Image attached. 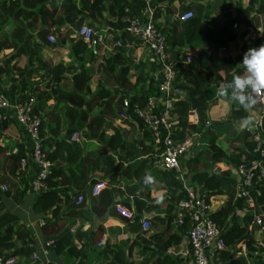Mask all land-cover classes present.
<instances>
[{
  "label": "trees",
  "instance_id": "1",
  "mask_svg": "<svg viewBox=\"0 0 264 264\" xmlns=\"http://www.w3.org/2000/svg\"><path fill=\"white\" fill-rule=\"evenodd\" d=\"M225 1L223 0L224 5ZM143 7L142 0H0V51L10 50L0 61V77L6 81L7 91L11 96H15V101H23L27 95H31L35 98L33 111L41 113V110L45 116L40 123L39 136L42 150L51 163V170L45 180V189L40 190L31 209L36 214L49 213L41 228L45 233L44 236L53 235L47 246L55 254L63 253L75 259L81 252L75 246L68 245L71 241L69 231L71 223L58 233L54 230L59 221L60 205L68 211L63 209L62 213H78L76 209L80 203H75L77 193L73 191L72 193L65 187L66 184L77 182V188L80 189V185L83 186L86 183L91 173L97 172L107 176L103 187L94 194L95 201L92 208L93 213L98 214L97 205L103 208L110 206V190L113 191L116 188L111 185L121 175H126L129 179H137L136 183L130 186L127 184L126 188H137L149 183H145L147 175L142 172L143 161L134 160L132 162L134 166L130 164L123 166L111 155L104 153L108 150L120 152L126 158L133 156V148L124 138V129L113 122L122 110L123 96H129V103L123 111L126 117L123 118L122 124L136 125V130L140 133L136 139L140 145L138 151L141 154L150 153L154 145L152 135L133 113L132 105L136 101L139 104L144 102L145 96L140 93H143L144 88H150L155 80L140 76L136 77L133 83L128 80L129 64L125 55V45L131 44V48H135L140 41L124 30L126 22L122 20L126 15L129 17L140 15ZM182 8L191 10L190 5H183ZM201 8V3L197 4L192 17L184 21L174 20L164 28L155 24L154 9L152 11L154 26L164 36L167 61L172 64L176 72V85L183 92V96L175 102L171 112L176 119L174 136L182 139L194 130L199 140V143L194 145V150H199L197 154L190 155L187 159H179L181 168L186 171L184 182L174 171L157 169L163 185L176 192L174 195H169L165 210L168 214L171 213L169 220H173L177 230L184 235L189 228L188 217L184 216L181 223H177L173 212L175 203L184 195L183 183L198 188L200 192L205 193L206 197L223 195L225 198L223 203L211 212V217L219 228L225 245V249L219 251L217 262L243 264L247 258L252 264H264V252L254 237L257 228L251 224V210H256L258 204L264 211V182H258L255 185L259 195L253 192V188H249L253 200L252 207H247L242 197H235V185L238 182L235 168L247 158L246 149L251 147V142L246 138L243 130H238L232 139L226 137L228 146L224 150L219 138L225 134L226 126L219 123L213 126L207 125L209 100L214 96L213 88L218 89L222 83L231 82L234 74H243L244 68L240 65L243 54L249 48H258L262 45L245 39V28L250 24L255 13L263 14L264 19V0H248L246 4L236 0V13L232 14L225 9L220 11V20L210 27H204L201 24ZM211 9L214 11L215 7L211 5ZM83 22L94 26L95 32H101L102 29L96 26L108 27L109 41L113 42L111 48L103 52L99 63L102 73L112 84L96 87L93 90L88 83L92 73L88 65L73 72L70 78L71 87L67 88L62 80L66 79V73L70 71L69 62L66 64L57 61L49 64L40 56L45 47L56 45L54 40L52 43L47 40L48 36L55 35L62 42H69L68 54L71 61L84 64L92 60L93 47L75 35V31ZM233 23H236V27H232ZM70 26H72L71 29H69ZM65 27V32H59ZM238 30L243 42L237 47V53L233 56L224 52L218 54L226 40L234 36V32ZM203 33L205 34L203 46L192 47ZM116 40L119 41V45L114 44ZM99 46L100 44L95 45L94 49H98ZM186 53L191 55L188 62L183 60ZM20 60H22V67H19L18 63V66L15 64ZM157 67L158 65H153V69ZM24 70L28 73L27 75L23 74ZM31 77H37L34 85L29 84ZM44 78L49 83L46 90L37 86L40 83L39 80ZM118 90H122V94ZM51 99L56 105L48 112L44 110L42 103ZM190 111L195 114L194 123L187 121ZM246 114L238 103L229 111V117L234 122H240ZM7 123V119L0 121V130L5 129ZM108 130L111 131L109 134L106 133ZM74 132L80 134L78 141L70 139ZM82 137L84 140L80 145L78 142ZM233 141L236 142L234 146ZM4 149L0 147V152ZM26 151L27 153L30 151V146ZM22 156H25L22 146H18L14 153H9L6 157L8 169L17 167V162ZM206 158H209L210 164ZM61 162L68 163L72 168L67 175L57 166ZM27 163L30 162L27 161ZM214 163H224L227 167L210 171ZM0 180L6 182V190L0 192V198L2 196L16 200L23 194V191H18L13 184H9L8 180L5 181L3 176H0ZM98 182L95 178L89 180V184ZM127 220H130L129 224L133 228L138 226L137 216L132 214ZM155 221L157 219L153 220ZM249 224H251L250 229H248ZM47 228L50 230L49 233L44 232ZM27 236L26 226L19 222L16 215L9 211L0 214V259L24 257L34 261L31 258L32 245L19 243ZM180 240L181 235L173 232L160 242H155L152 249L161 252V256L155 258V264H181L178 258L167 254L170 246L178 244ZM134 241L140 245L146 242V239L136 233ZM239 241L245 242L246 257L236 254V245ZM2 251L7 252L2 254ZM107 252H111L112 259L103 264L125 263L126 257L122 251L109 250L108 247L100 251L101 254ZM13 264H19V262Z\"/></svg>",
  "mask_w": 264,
  "mask_h": 264
},
{
  "label": "crops",
  "instance_id": "2",
  "mask_svg": "<svg viewBox=\"0 0 264 264\" xmlns=\"http://www.w3.org/2000/svg\"><path fill=\"white\" fill-rule=\"evenodd\" d=\"M235 1L236 0H226L224 5L223 0H153L151 7L152 11L154 9L155 24H157L160 28H164L169 26L172 21L178 20V16L182 12L186 11L183 10V5H190L191 11L195 14L196 5L201 3V24L204 27H210L220 20V11L225 9L232 14L236 13ZM247 2L248 0H240V3L242 4H246ZM211 5L215 7V12L212 11ZM250 23H259L264 28L263 14L255 13ZM98 27L99 29L105 28L103 25H99ZM60 30L61 33H63L66 28H61ZM204 37L205 34L203 33L202 37L197 42L192 44V47L203 46L205 41ZM107 40H109V36ZM106 41L103 44H100L98 49H94V47L92 48L94 58L85 62L84 64H78L74 61H71V58L68 54L69 42L45 47V49L41 51L40 56L49 64H53L57 61H62L66 64L69 62L70 71L66 73V79L62 80L63 84L67 86V88L71 87L70 78L73 72L78 71L84 65H88L92 72L88 83L90 89L93 90L96 87H105L112 84V82L109 81L102 73V68L99 66V63L101 62V55L105 50H109L111 48V42L107 43ZM242 42L243 38L240 35V30L235 31L234 36L226 40L224 47L219 49L218 54L224 52L230 54V56H233L237 53V47ZM62 47L66 48V54L63 55L62 58L59 57L54 62H49L48 60L49 58L51 59V54H56L54 49L56 48L58 52H61ZM131 47V44L125 45V55L127 63L129 64L128 80L130 83H133L138 76L142 78L150 77L155 79L157 69H153L154 63L152 62V58L146 47L141 43H139L135 48ZM23 74L27 75L28 73L26 70H24ZM36 79L37 77H31L29 79V84L34 85ZM39 81L40 83L37 85L38 88H44L45 90L48 89L49 83L47 82L46 78L42 80L40 79ZM4 82L6 81L4 80ZM4 82L0 77V89L6 95L11 97L7 91V87L3 86ZM145 90L146 89L144 88L142 92ZM118 92L122 94V90H118ZM139 92H141V90H139ZM181 94L183 96L182 91ZM42 105L44 110L49 112L54 109L56 104L51 99L43 102ZM40 112L41 113L38 114L41 115L42 119L44 120V112L42 113L41 110ZM189 113H193V111H190ZM7 121L8 123L5 129L0 130V147L5 148L4 151H2V155L0 156V160L3 161L2 167L0 168V176H3L5 181L8 180L9 184H13L18 191H23V194L20 195L16 200H11L10 198L1 196L0 214L5 211H9L18 217L19 222L24 223L27 228L28 236L19 243H26L29 245L31 244L33 252L36 255L34 261L24 257H14L15 262H19V264H38L42 262H45L46 264H103L105 261L108 262L112 259L111 252H107L106 254L100 253L101 249L108 247L109 250H117L118 252L122 251L124 253L126 257L124 264H155L154 260L157 256H161V252L158 250H153L152 246L155 242H160L161 240L165 239L168 234L173 232L181 235V240L178 244L171 245L167 251V254L170 250L177 253L184 248L186 243L185 234L182 235V233L177 230V225L175 222L173 220H169L171 213L168 214L165 210V204L169 200V195H174L176 193L175 190L167 188L163 185L162 178L159 174L160 172L157 170V168H153L148 163V153L141 154L138 151V147H140V145L136 139L140 133L136 130V125L134 124L133 126H127L126 124H121L119 126L124 129L125 136L128 137V135H130L126 141H128L133 148V156L126 158L120 152H109L108 150H105L104 153L111 155L116 162L122 163L123 166L129 164L132 166V162L134 160L143 161V166L141 167L142 172L145 173L147 177L150 175L154 179L146 186L142 184V186L140 185L137 188H126L128 185L130 186L133 183H136L137 179H129L126 175H121L114 182V184L111 185L115 186L116 188L113 191L110 190V206L103 208L102 206L97 205L96 210L98 214L96 212L93 213L92 207L95 200H93L94 194H92V189L94 184H89V180L95 178L98 179V183H105L107 180L106 177L102 178V175L97 172L91 173L86 183L83 186L80 185V189L77 188V182L66 184L65 187H67L71 192L73 191L77 193V195H81L83 199L80 204L77 205L78 207L76 210L78 213H62L61 210L64 209L67 211V209L60 205L59 221L54 227V230L56 233H58L59 230L71 223V226L69 227L71 241L68 245L75 246L76 248L80 249L81 252L80 256L75 259L69 258L63 253L55 254L50 249V247L45 245V241L51 239L53 235L44 236L45 233H43L41 228L42 224L44 223V219L49 216V213H44L43 215L36 214L31 209L32 203L36 200L40 192L38 190H34L30 185V180L36 171V166L32 163H26L25 166L20 167L19 163L17 162V167L14 169H8L9 165L6 162V157L8 155H6V152H11L12 150L16 151L18 146H22L26 154V150H28L31 141L24 130L17 125L11 113L7 118ZM133 128L134 130L132 132ZM129 130L132 132V134H128ZM110 132L111 131L108 130L106 133L109 134ZM82 140H84L83 137L81 141L78 142L80 145ZM57 166L63 169L65 175H67L69 170L72 169L66 162H61L57 164ZM185 172L186 171H182V174L184 175ZM146 180L147 179H145V183H147ZM1 183L6 182L0 180V184ZM109 186L110 185H108V187ZM0 192L3 191L0 190ZM223 201H221L220 205L223 203ZM117 205L123 207L125 210L130 211L133 216L138 217L137 227L133 228L130 226V220L128 221L126 217L120 215L116 211L115 206ZM213 207L214 206L211 204V208L213 210L219 206ZM154 219H157V221L153 222ZM141 220L148 221L149 224L146 230L142 229L140 225ZM45 231L49 233L50 230L47 228L44 230V232ZM136 233L142 235L146 239V242L138 245L134 241V235ZM6 252L7 251H2V254H5ZM177 254L178 256L174 254L168 255L180 259L181 257L179 256L181 255L179 253Z\"/></svg>",
  "mask_w": 264,
  "mask_h": 264
},
{
  "label": "built area",
  "instance_id": "3",
  "mask_svg": "<svg viewBox=\"0 0 264 264\" xmlns=\"http://www.w3.org/2000/svg\"><path fill=\"white\" fill-rule=\"evenodd\" d=\"M144 7L140 15L129 17L124 16L122 20L126 22L124 30L136 37L149 52L152 62L158 65L155 74V81L150 88L143 93L145 96L143 103L136 101L132 106V111L140 119L144 128L153 137L152 152L148 153V163L153 168L160 170H171L178 173V177L184 182V175L181 172L179 159L191 152L192 146L197 145L195 138L196 133H189L182 139L175 138L174 130L176 119L172 116L175 102L181 97V90L176 85V72L170 62L167 61L165 53L164 36L154 26L152 20L151 0H142ZM191 10H186L178 16L179 21L187 20L192 17ZM236 27V23L232 24ZM246 38L251 43L259 42L264 44V28L261 24L250 23L246 28ZM109 28L101 29V32L92 31L90 27L82 24L76 31L75 35L83 39L87 45L94 47L97 44H103L108 38ZM94 36V37H93ZM53 41L51 36H48ZM119 45V41L114 42ZM191 55L185 54L184 61H190ZM130 94V93H129ZM15 96L9 97L0 89V121L5 120L12 114L15 122L20 126L29 137L30 151L19 158L20 167L26 165L27 161L36 166V171L30 180V185L34 190L45 189V180L50 173L51 163L41 147V138L39 136V127L42 120L41 115L33 111L35 98L27 95L23 101H15ZM129 96H123L121 99L122 110L118 113L116 120L125 118L124 109L128 107ZM234 106V103H229ZM246 116L241 119L240 130L246 134V138L251 142V147L246 149L248 154L235 168V174L238 182L235 185V197H242L247 207L253 206L252 196L249 188L259 195L256 184L264 182V101L251 111L246 112ZM245 119H251L253 125L246 127ZM193 123L196 121L194 116ZM194 136H196L194 138ZM80 134L72 133L70 139L78 141ZM11 152H15L12 150ZM6 152V155L11 153ZM103 183L93 185L92 194H96L102 187ZM0 190H6V184H0ZM184 195L175 203L174 214L177 223H181L184 216L188 217L189 228L185 233V246L179 253L181 264H220L218 254L220 250L225 249L220 230L211 217V197H206L205 193L200 192L198 188L183 183ZM81 195H77L75 203H80ZM251 210L252 220L257 228L255 240L261 246L264 252V211L259 208ZM116 211L130 219L132 214L123 207L115 206ZM251 224L248 225L250 229ZM140 225L143 230L148 228V221L141 220ZM51 239L45 241L48 245ZM237 255L246 257V246L244 241H239L236 245ZM176 252L170 250L168 254L178 256ZM35 253L32 252L31 258L35 260ZM213 259L215 261H213ZM14 257L0 259V264H13ZM39 264H46L45 262ZM243 264H252L247 258Z\"/></svg>",
  "mask_w": 264,
  "mask_h": 264
},
{
  "label": "clouds",
  "instance_id": "4",
  "mask_svg": "<svg viewBox=\"0 0 264 264\" xmlns=\"http://www.w3.org/2000/svg\"><path fill=\"white\" fill-rule=\"evenodd\" d=\"M243 74H234L231 82L222 83L217 95L229 103H238L245 112L253 110L258 103L264 101V44L258 48H249L244 54L242 63ZM246 127H251L253 121L245 119ZM154 178L150 175L146 182Z\"/></svg>",
  "mask_w": 264,
  "mask_h": 264
},
{
  "label": "rangeland",
  "instance_id": "5",
  "mask_svg": "<svg viewBox=\"0 0 264 264\" xmlns=\"http://www.w3.org/2000/svg\"><path fill=\"white\" fill-rule=\"evenodd\" d=\"M84 25H87L88 27H90L92 29V31H95L96 28L94 26H91V25H88L86 22H83ZM72 26L69 27V29H71ZM98 29L99 27L96 26ZM66 28V27H65ZM74 30V29H73ZM64 31V30H62ZM59 32H61V30H59ZM65 32V31H64ZM51 37L53 38V40L55 41L56 45L57 44H64V42L61 41L60 38H57L55 37V35H51ZM48 42L52 43V41H50L49 39H47ZM107 43H109L110 41L107 40L106 41ZM113 45V42L111 43L110 47ZM60 50V49H59ZM10 50L9 49H3L0 51V61L1 59L3 58V56L8 53ZM55 51V55L54 54H51V59L49 58V62H54L56 61L59 57L62 58L63 55L66 54V48L65 47H62L61 48V52H58V50H56V48L54 49ZM19 65V67H22V60L20 61H17L15 64L16 66ZM16 70V69H15ZM4 82V80H3ZM108 85V84H107ZM3 86H7V83L4 82L3 83ZM217 90L216 88H213V98L211 97L210 100H209V109H208V126H213V125H216L217 123L221 124V125H225V129H226V132L225 134H222L219 138V141L221 140L222 143H221V146H222V149L226 150L225 147L228 146L227 143H226V137L227 139H232L233 136L235 135V133L240 130V126H241V121L240 122H234L231 120V118L229 117V111L230 109L232 108V106H230L229 102L228 101H225L223 98L219 97L217 95ZM221 100H224V101H221ZM233 107H236V103H234V106ZM194 116L195 114L194 113H189L188 116H187V121L189 123H193V119H194ZM129 119V118H128ZM122 118H119V120H114V123L115 124H118V125H121L122 124ZM134 128L132 129V132H133ZM132 132L129 130V133L128 134H132ZM192 133H194V130H192ZM222 133V132H221ZM220 134V133H219ZM132 136V135H131ZM130 135H128V137H124L125 139L129 138ZM196 136H194L195 138ZM97 142H99L98 140H96ZM195 142L196 143H199V140L198 138L196 139L195 138ZM220 143V142H219ZM232 143V142H230ZM236 144L235 141H233L232 145L234 146ZM195 146H192V149H191V152L189 154H187L186 156L182 157V159H187V157H189L190 155H195L197 154V149H195ZM2 155V152H0V156ZM206 161L208 162V164H210V160L209 158H206ZM2 164H3V161L0 160V168L2 167ZM227 166L224 164V163H214V165L211 166V169L210 171H214L216 169H220V168H226ZM182 171H185V169H181V172ZM102 178L104 177H107V176H101ZM211 204L214 206V207H218L221 203V201H223L225 198L224 196H221V195H215L213 197H211ZM213 207V208H214ZM254 237H258L257 236V232L254 234Z\"/></svg>",
  "mask_w": 264,
  "mask_h": 264
}]
</instances>
